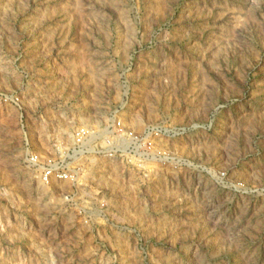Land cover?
<instances>
[{
    "label": "rangeland",
    "instance_id": "374dc122",
    "mask_svg": "<svg viewBox=\"0 0 264 264\" xmlns=\"http://www.w3.org/2000/svg\"><path fill=\"white\" fill-rule=\"evenodd\" d=\"M0 264H264V0H0Z\"/></svg>",
    "mask_w": 264,
    "mask_h": 264
},
{
    "label": "built area",
    "instance_id": "2783aa9c",
    "mask_svg": "<svg viewBox=\"0 0 264 264\" xmlns=\"http://www.w3.org/2000/svg\"><path fill=\"white\" fill-rule=\"evenodd\" d=\"M88 129V127H83L82 133L79 134L78 146L80 149L77 152L83 151L84 149L86 142L85 139L91 134V131ZM30 161L33 162L34 165L39 166L37 171H39L38 174L40 177H44L46 179H65L69 177L70 170L64 167L65 165L53 163L51 159H47V161H40V156L37 152H32Z\"/></svg>",
    "mask_w": 264,
    "mask_h": 264
}]
</instances>
